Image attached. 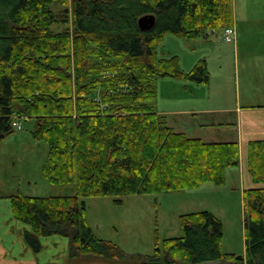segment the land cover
<instances>
[{
	"label": "trees",
	"instance_id": "1",
	"mask_svg": "<svg viewBox=\"0 0 264 264\" xmlns=\"http://www.w3.org/2000/svg\"><path fill=\"white\" fill-rule=\"evenodd\" d=\"M147 15L156 22L141 30ZM233 20L232 0H0V142L15 132V118L31 124L34 139L48 145L45 178L76 187L68 196L9 197L34 253L41 238L61 235L72 256L121 255L92 232L86 198L122 203L126 195L225 184L227 169L240 163L239 144L177 133L150 103L159 77L209 80L204 61L184 74L177 57L160 58L166 37L208 38ZM249 155L254 181L264 183V142H253ZM263 193H244V257L222 250V222L199 211L183 215V236L164 239L141 264H264Z\"/></svg>",
	"mask_w": 264,
	"mask_h": 264
},
{
	"label": "crops",
	"instance_id": "2",
	"mask_svg": "<svg viewBox=\"0 0 264 264\" xmlns=\"http://www.w3.org/2000/svg\"><path fill=\"white\" fill-rule=\"evenodd\" d=\"M232 3L236 42L224 41L222 32H213L208 38L188 40L190 44L166 46L165 43L157 49L160 58L177 57L184 74L204 61L209 80L198 83L187 77H159L155 84L156 97L150 104L177 133L205 143H238L240 163L227 169L226 179L231 175L237 177L244 198L247 190H264V185L254 181L249 168L250 145L264 142V0H232ZM248 26L251 29L245 32L243 27ZM213 37L215 40L211 42ZM168 38L171 35L165 41ZM215 79L222 80L227 93L215 89ZM10 136L0 146H6ZM14 139L30 141L23 133L15 134ZM21 172L11 178L0 165V264H69L65 247L68 245L70 249L71 244L66 237L41 238L43 249L39 253L27 245L25 232L29 227L14 218L9 199L21 193L36 196L22 190L20 175L26 180L32 178L31 168ZM10 181L13 186H9ZM27 186L32 188V181ZM61 244L65 245L64 249ZM50 246L53 251H49Z\"/></svg>",
	"mask_w": 264,
	"mask_h": 264
},
{
	"label": "rangeland",
	"instance_id": "3",
	"mask_svg": "<svg viewBox=\"0 0 264 264\" xmlns=\"http://www.w3.org/2000/svg\"><path fill=\"white\" fill-rule=\"evenodd\" d=\"M69 1L71 3V0ZM57 8L54 6L53 10L59 11ZM60 29L59 25L53 27L55 31ZM248 29L251 28L243 27L245 32ZM171 37L160 46H164L165 43L166 46L191 43L184 38L173 35ZM214 40L213 37L210 41L214 42ZM214 83L215 89H223L227 93L222 80L215 79ZM32 128L31 124L24 122V130L12 133L11 136L9 135L7 145L0 146L1 167L11 178L12 175L21 174L22 169L31 168L32 178L26 180L23 174L20 175L22 190L30 193L28 195L39 197L72 195L76 189L73 184L52 185L42 175L41 169L46 164L49 154L48 145L32 138ZM19 133L26 134L30 141H16L14 136ZM232 170L235 172V169ZM228 179L224 185L208 183L184 192L126 195L121 198L122 203L116 202L117 198L111 196L86 198V220L92 232L99 239L118 245L121 255L113 260H105L97 256H72L71 248L61 244L62 248L65 247L69 252L67 254L69 264H141L142 258L152 256L157 244L162 245L164 239L183 236L184 230L181 225L183 215L199 211H210L222 222L224 226L222 250L225 253L244 257L246 213L245 202L241 195L243 190L238 184L237 177L231 175ZM29 181H32V188L27 186ZM259 184L264 185L263 182ZM13 185L14 183L10 181L9 186ZM48 249L53 251L54 248L50 246ZM175 264L191 263L177 261ZM210 264L233 263L216 261Z\"/></svg>",
	"mask_w": 264,
	"mask_h": 264
},
{
	"label": "built area",
	"instance_id": "4",
	"mask_svg": "<svg viewBox=\"0 0 264 264\" xmlns=\"http://www.w3.org/2000/svg\"><path fill=\"white\" fill-rule=\"evenodd\" d=\"M223 38L228 41V42H236L237 38H236V29L234 27H228L225 29V32H224V35H223ZM12 127L14 129H19L21 130L22 128V124L21 122L17 119V120H14L13 123H12Z\"/></svg>",
	"mask_w": 264,
	"mask_h": 264
},
{
	"label": "water",
	"instance_id": "5",
	"mask_svg": "<svg viewBox=\"0 0 264 264\" xmlns=\"http://www.w3.org/2000/svg\"><path fill=\"white\" fill-rule=\"evenodd\" d=\"M156 22V18L153 15L143 16L142 19L139 21V28L141 30H149L154 27Z\"/></svg>",
	"mask_w": 264,
	"mask_h": 264
}]
</instances>
